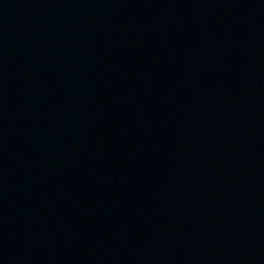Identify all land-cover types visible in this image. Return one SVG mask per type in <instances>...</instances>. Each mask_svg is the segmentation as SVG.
Segmentation results:
<instances>
[{
	"label": "water",
	"instance_id": "95a60500",
	"mask_svg": "<svg viewBox=\"0 0 264 264\" xmlns=\"http://www.w3.org/2000/svg\"><path fill=\"white\" fill-rule=\"evenodd\" d=\"M0 264H264V0H0Z\"/></svg>",
	"mask_w": 264,
	"mask_h": 264
}]
</instances>
